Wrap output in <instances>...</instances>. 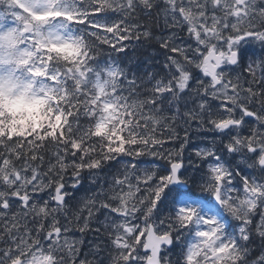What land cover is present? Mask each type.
Returning a JSON list of instances; mask_svg holds the SVG:
<instances>
[{
	"label": "snow or ice",
	"instance_id": "6c2138e0",
	"mask_svg": "<svg viewBox=\"0 0 264 264\" xmlns=\"http://www.w3.org/2000/svg\"><path fill=\"white\" fill-rule=\"evenodd\" d=\"M0 264H264V0H0Z\"/></svg>",
	"mask_w": 264,
	"mask_h": 264
}]
</instances>
